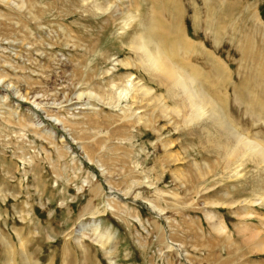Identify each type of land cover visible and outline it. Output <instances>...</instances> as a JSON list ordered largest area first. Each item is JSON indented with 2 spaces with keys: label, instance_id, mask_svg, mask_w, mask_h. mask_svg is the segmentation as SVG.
Listing matches in <instances>:
<instances>
[{
  "label": "rangeland",
  "instance_id": "obj_1",
  "mask_svg": "<svg viewBox=\"0 0 264 264\" xmlns=\"http://www.w3.org/2000/svg\"><path fill=\"white\" fill-rule=\"evenodd\" d=\"M259 20L264 0H0V264L264 263L236 231L260 228L264 157L227 137L264 147Z\"/></svg>",
  "mask_w": 264,
  "mask_h": 264
},
{
  "label": "bare ground",
  "instance_id": "obj_2",
  "mask_svg": "<svg viewBox=\"0 0 264 264\" xmlns=\"http://www.w3.org/2000/svg\"><path fill=\"white\" fill-rule=\"evenodd\" d=\"M93 1V0H92ZM96 2V1H95ZM217 5V3H216ZM154 12V11H153ZM152 18V17H151ZM148 21V20H147ZM155 21V20H154ZM260 21V24L263 25L262 27H264V21L262 20H259ZM258 21V22H259ZM150 25V24H149ZM153 26V25H152ZM160 27V26H159ZM167 31V30H166ZM263 32V31H262ZM159 34V33H158ZM157 34V35H158ZM264 34V33H263ZM140 36V35H139ZM137 35V37L135 36L134 39L132 40L131 42V46L136 49V50H139L138 52L140 53V58H142V61H143V64L145 66V70L146 72H148L150 75H152L153 77L155 78H160L162 79L163 82H161L162 84L163 83H167L168 80H172V83L175 82L177 85H181V87L184 85L186 86V83L184 82L183 80V74L181 72V70L177 69L175 66L174 68H169L168 64L166 62H164V58L161 54V51H159V49L161 50V48H158L157 46H152V44H150L149 42L146 43L144 42V40L141 38V36L139 37ZM158 39V38H157ZM156 39V41H157ZM263 39V38H262ZM161 40V39H160ZM146 41V40H145ZM162 41V40H161ZM186 42V41H185ZM152 43V42H151ZM166 43V42H165ZM188 43V42H187ZM159 44V43H158ZM164 44V43H163ZM162 45V44H161ZM189 46H191V44H189ZM132 48V49H133ZM165 52V51H164ZM206 52V51H205ZM138 54V53H137ZM248 54V53H247ZM168 55V54H167ZM175 56V55H174ZM169 57V56H168ZM166 58V57H165ZM170 58V57H169ZM141 61V62H142ZM169 63V62H168ZM182 75V76H181ZM191 78L187 77V80L189 82ZM187 82V83H188ZM191 83V82H190ZM141 85V84H140ZM138 86L139 89V94L142 95V96H145L146 94H148V90L145 89L144 87H141V86ZM211 87V86H210ZM189 91V90H187ZM262 91V90H261ZM80 93V92H79ZM78 93V98L81 96L82 93L79 94ZM196 93V92H195ZM194 92L192 91H189L188 94H189V97L191 99H193L194 102L196 103H201V108L200 110H202V108L204 107L205 108V105H207L206 107L208 108L205 112L204 110L202 112H204V114L207 116V118L209 119H212L213 116L216 117L215 115V111L213 110V107L211 106L210 102L208 100H201V97L198 96V95H195ZM258 106V105H257ZM199 107V105L197 104L196 105V108ZM264 111V110H263ZM262 111V112H263ZM214 117V118H215ZM213 118V119H214ZM216 119H214L213 121H215ZM218 120V119H217ZM222 129H224V131L229 134L231 130V128H229L226 124L222 125ZM225 126L228 128L226 129ZM221 128V127H220ZM233 131V130H232ZM231 131V132H232ZM234 137L236 139V142H240L242 143L243 147L245 149H247L250 154L252 155L253 153L258 155V156H261V157H264V147L258 144H256L255 142H253L251 139H243L242 137H240L239 135L235 136V135H229L227 137ZM234 140V139H233ZM236 143V144H237ZM235 144V145H236ZM241 145V146H242ZM237 146V145H236ZM242 149V148H241ZM247 152V151H246ZM248 152V153H249ZM247 154V153H246ZM259 158V157H258ZM260 159V158H259ZM114 197V196H113ZM246 202V201H245ZM248 204H245V206L247 205H256L257 203H255V201H248L247 202ZM242 204V205H244ZM255 211L254 210H251V208L249 209L248 207L245 208L243 207L240 212L236 211L234 214L238 217L240 216V218L244 219V218H251L255 215ZM258 217V219L261 220V223L260 224V228H256L255 225L253 224H250V223H247V222H240L239 225H237V228H236V231H237V234L238 236L242 239V241L240 242V244L244 243V244H251L252 246V249L253 251H256V252H264V216L262 215H258L256 216ZM206 219H208V222L210 224V227L213 231H215V233H222L223 232V227L221 226V224L216 221V219L214 218L213 215L211 214H206ZM243 221V220H242ZM79 229V228H78ZM226 230V229H225ZM87 232V231H86ZM94 235L98 236V238L101 237V233L99 232L98 230V225L95 224L92 232ZM100 233V234H99ZM80 235V234H79ZM95 240V239H94ZM100 243V242H99ZM246 246V245H245ZM250 246V247H251ZM248 248V247H247ZM254 264H264L263 261L260 262V263H254Z\"/></svg>",
  "mask_w": 264,
  "mask_h": 264
}]
</instances>
